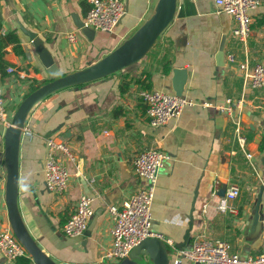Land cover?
Returning <instances> with one entry per match:
<instances>
[{
    "label": "crops",
    "instance_id": "crops-1",
    "mask_svg": "<svg viewBox=\"0 0 264 264\" xmlns=\"http://www.w3.org/2000/svg\"><path fill=\"white\" fill-rule=\"evenodd\" d=\"M158 1L123 0L125 15L112 32H106L80 27L90 9L88 0H0V52L6 67L26 74L18 78L5 67L0 78L4 98L13 107L8 119L33 86L48 81L41 47L64 74L83 69L115 51L149 19ZM251 15L252 33L243 42L233 35V18L213 0L185 4L183 16L176 15L139 61L106 77L61 89L34 107L26 122L32 132L21 141L18 201L26 226L47 255L59 264L112 263L103 258L113 240L109 207L121 206L144 182L133 160L149 148L170 155L160 170L152 206L157 233L181 242L193 215L189 241L221 239L241 256L264 253V194L263 218L255 223L264 182V87L248 85L239 66L264 62V0ZM21 26L36 33L35 41ZM72 32L75 41L68 39ZM9 35L17 36V42H6ZM181 35L188 40L183 52L178 43ZM220 50L224 57L219 60ZM175 67L187 69L182 96L195 103L166 125L153 127L140 92L158 89L176 94ZM229 98L242 103L232 112L216 109ZM238 123L247 137L245 150L238 142ZM49 137L69 145L80 167L68 164L69 187L59 194L45 184ZM248 151L252 159L247 158ZM58 156L67 159L62 153ZM4 184L0 171V230L11 227ZM232 184L239 185L241 192L229 201L232 209L222 212L221 189ZM82 194L94 198V216L83 235L70 237L63 225ZM181 255L175 252L170 264L177 259L180 264H194ZM7 262L20 264L0 251V264Z\"/></svg>",
    "mask_w": 264,
    "mask_h": 264
},
{
    "label": "built area",
    "instance_id": "built-area-1",
    "mask_svg": "<svg viewBox=\"0 0 264 264\" xmlns=\"http://www.w3.org/2000/svg\"><path fill=\"white\" fill-rule=\"evenodd\" d=\"M193 2L197 0H191ZM216 7L234 20L233 35L240 41H246L252 33L251 11L259 6L261 0H213ZM90 9L83 22L84 27L96 31L112 32L126 13L123 0H88ZM3 31L0 30V37ZM68 39L75 41V33H69ZM33 41V40H32ZM1 57V52H0ZM231 61L235 58L230 56ZM240 69L244 73L245 82L252 88L264 87V62H258L251 66L249 62L240 63ZM6 71L17 75L18 78H26L24 71H18L13 66H7ZM3 76L0 70V78ZM140 97L146 105V114L149 124L153 127L166 125L173 117L178 116L187 105L195 102L187 98L158 89H143ZM242 100L235 101L227 99L219 104L216 109L232 112ZM202 105L210 106L211 103L204 102ZM0 122L4 127L11 124L5 99L0 93ZM32 130L25 126L24 134ZM237 136L240 146L245 150L247 137L242 133L240 124L237 126ZM47 154L44 163L45 184L53 193L65 192L70 183L71 173L66 163L58 156L65 155L74 163L78 159L72 148L63 141L49 137L46 142ZM170 155L157 148H149L141 151L133 160L134 170L144 182L121 206L110 205L109 211L113 219L112 245L103 255L106 260H113L111 264L119 263L130 256L132 250L148 237L165 239L170 245H174L171 238L151 229L153 219L152 206L156 196L159 173ZM247 158L252 159L253 154L248 151ZM80 169V167H79ZM6 179V178H5ZM240 187L232 184L227 188L225 196L220 199L218 209L222 212L232 209L230 200H234L240 194ZM94 198L88 194L80 195L75 212L63 225V231L67 236L77 237L84 234L90 219L94 216ZM235 210V209H233ZM193 249L181 251L185 259L194 264H264V253L258 256H241L232 250V245L225 240H210L207 238L196 239ZM0 251L9 261H16L20 257L30 256L25 246L16 237L12 227L0 230ZM181 259L176 260L180 264Z\"/></svg>",
    "mask_w": 264,
    "mask_h": 264
},
{
    "label": "water",
    "instance_id": "water-1",
    "mask_svg": "<svg viewBox=\"0 0 264 264\" xmlns=\"http://www.w3.org/2000/svg\"><path fill=\"white\" fill-rule=\"evenodd\" d=\"M178 3L179 9H178ZM193 3L191 0H159L154 13L149 19L136 29L115 51L96 63L83 69L64 74L57 62L52 60L46 63L42 57L48 81L32 91L19 105L11 124L4 127L0 122V165L6 168V204L11 227L25 246L34 264H59L47 255L35 238L30 233L21 215L19 208V182H20V150L27 119L34 107L51 94L72 86L81 85L90 81L106 77L120 69L139 61L155 43L160 34L170 25L176 17L183 16V6ZM178 10V13H177ZM80 27H84L83 23ZM22 30L35 41L36 33L21 26ZM187 36L181 35L178 39L181 52L185 50ZM37 53H39L37 49ZM224 57V51L218 52V59ZM188 80L186 68H173V88L177 95L182 96L185 84ZM4 127V130H2ZM61 127V126H60ZM59 127V128H60ZM58 128V129H59ZM226 189L222 188L220 194L225 195ZM264 194V182L262 183L256 205L255 223L262 220V201ZM194 208V206H193ZM193 215H190L189 226L183 236V240L170 245L165 239L148 237L140 242L130 253V256L115 264H170L175 252L183 251L191 236ZM5 264H11L7 262Z\"/></svg>",
    "mask_w": 264,
    "mask_h": 264
},
{
    "label": "trees",
    "instance_id": "trees-1",
    "mask_svg": "<svg viewBox=\"0 0 264 264\" xmlns=\"http://www.w3.org/2000/svg\"><path fill=\"white\" fill-rule=\"evenodd\" d=\"M4 38L6 39V42L7 41L8 42H17V40H18L17 36H12V35L6 36ZM2 46L3 45L0 44V50L2 49ZM40 49H41V51L43 53L44 61L46 63H50L52 59L50 57H48L47 52L45 51V48H42L41 47ZM5 67H6V64H5V61L3 60V53L1 52V57H0V70L3 72L4 75L6 74ZM169 70H170V66H169L168 63H166L165 64V72L167 73V72H169ZM41 84H44V83L39 82V83H37V85L33 86L32 89H31V92L34 91V90H36ZM146 86L148 88L150 87V85H146ZM261 148L264 149V141L262 142ZM190 240H192V239L190 238ZM18 262L20 264H31L32 263V258L30 256H23V257H20L18 259Z\"/></svg>",
    "mask_w": 264,
    "mask_h": 264
},
{
    "label": "rangeland",
    "instance_id": "rangeland-1",
    "mask_svg": "<svg viewBox=\"0 0 264 264\" xmlns=\"http://www.w3.org/2000/svg\"><path fill=\"white\" fill-rule=\"evenodd\" d=\"M3 82L1 81V79H0V93H1V95L3 96V98H4V94H3ZM5 99V98H4ZM5 105H6V109H7V112H9V111H11L12 110V108L13 107H11V106H8V104H7V102H6V99H5ZM19 107V106H18ZM18 109V108H17ZM16 109V110H17ZM73 151V150H72ZM73 153L75 154V152L73 151ZM75 156H77L76 154H75ZM65 162H66V165H67V167H68V169H69V171H70V173H71V168H69V166H68V164H74V162L73 161H71L70 159H66L65 160ZM166 162V161H165ZM0 171H1V175H2V177L4 178H6V168H5V166L4 165H2V167H0ZM5 186H6V180H5V184H4ZM155 225L153 224V219H151V229L154 231V232H156L155 231ZM193 247H194V245H193V242L192 241H189L188 242V244H187V246H186V248H185V250L186 251H190V250H192L193 249ZM181 257L183 258V259H185V256H184V254L183 255H181ZM110 262H113V260H109Z\"/></svg>",
    "mask_w": 264,
    "mask_h": 264
}]
</instances>
